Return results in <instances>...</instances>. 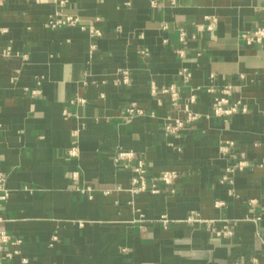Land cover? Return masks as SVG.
Listing matches in <instances>:
<instances>
[{
  "label": "crops",
  "instance_id": "0c3cea01",
  "mask_svg": "<svg viewBox=\"0 0 264 264\" xmlns=\"http://www.w3.org/2000/svg\"><path fill=\"white\" fill-rule=\"evenodd\" d=\"M57 12L86 28H51ZM260 28L264 0H0V233L19 241L0 264H264V39L244 37ZM228 82L249 109L221 119L207 88Z\"/></svg>",
  "mask_w": 264,
  "mask_h": 264
},
{
  "label": "built area",
  "instance_id": "2783aa9c",
  "mask_svg": "<svg viewBox=\"0 0 264 264\" xmlns=\"http://www.w3.org/2000/svg\"><path fill=\"white\" fill-rule=\"evenodd\" d=\"M65 2V1H63ZM48 25L51 28H61L65 26H77L80 27L81 29H85V25H82L80 22V19L78 17H74L71 15L64 16L62 13L57 12L54 16H52L49 21ZM91 34L93 36H101V31L96 28L91 29ZM181 40L186 39V33L184 30L181 31ZM244 37L247 39L248 42L252 41H257L260 42L264 39V28L257 29L253 35H244ZM188 75V74H186ZM122 83L127 84L129 83V75L128 73H124L122 77ZM235 91V86L232 83H225L222 85H211L208 86L207 92L213 95V102H212V113L214 116L221 118V119H228L231 116L234 115H239V114H245L248 112V105L245 103L243 100H236L232 101L231 97ZM152 95H157L158 93H169L171 95V99L173 104H176L179 98V94L177 92V89L174 87L170 88H164L161 91L157 89L156 86L153 85L152 87ZM195 96H191L190 98V103H194ZM125 112L128 116L134 117L137 115H145L147 114L146 109L138 106L136 103H130L127 105L125 108ZM186 117L185 119H172L171 117H164L163 118V123L165 126V129L167 132L174 134L177 133L179 130H181L187 123H190L192 121H195L198 119V115L195 114L192 110L187 109L185 111ZM151 116H156V112L152 111L150 113ZM232 145V142H226L224 145H221V150L224 152H227L228 148ZM180 150V149H179ZM133 157V152L132 151H125V150H120L117 152L116 155V160H130ZM248 165V162L246 160H240L235 165L232 167L228 168V172H234L235 170H243L246 166ZM134 172L136 175L132 178L131 181V188L130 191L132 195L135 197L141 192L147 191L148 190V184L145 178V167L142 162L138 164L134 168ZM176 179V174L174 172H164L161 176V180L166 183L171 185L174 180ZM4 183H5V177L3 174L0 173V192H3L1 195V199H5L8 196V193L6 189L4 188ZM87 190H90V188H87ZM152 191L156 192L155 189H152ZM216 207L221 208L224 205V202L222 201H217L215 203ZM185 221L189 223H211L212 221L206 220L200 216L199 213H192L191 215L187 216L184 218ZM161 222L166 226L170 220L166 217L163 216L161 219ZM218 234H225L227 235L228 232H218ZM18 240L12 239V237L5 233L1 232L0 233V251L3 250L4 245H15L18 244ZM18 253V251H13V252H8L4 255L7 259H11L14 254ZM24 262H26V259H22Z\"/></svg>",
  "mask_w": 264,
  "mask_h": 264
}]
</instances>
